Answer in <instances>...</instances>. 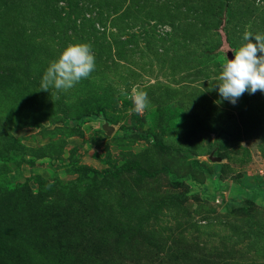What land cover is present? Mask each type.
<instances>
[{"label":"rangeland","instance_id":"rangeland-1","mask_svg":"<svg viewBox=\"0 0 264 264\" xmlns=\"http://www.w3.org/2000/svg\"><path fill=\"white\" fill-rule=\"evenodd\" d=\"M246 31L264 0H0V264H264V92L213 87Z\"/></svg>","mask_w":264,"mask_h":264},{"label":"clouds","instance_id":"clouds-1","mask_svg":"<svg viewBox=\"0 0 264 264\" xmlns=\"http://www.w3.org/2000/svg\"><path fill=\"white\" fill-rule=\"evenodd\" d=\"M243 40L246 43L232 50V59L222 60L219 82L213 85L219 96L232 104L245 91L249 94H254L257 90L264 92V34L246 31ZM258 52L260 55H257ZM95 66V55L90 44H70L43 72L41 90L49 91L54 88L58 92L67 91L87 78ZM121 95H126L123 89ZM127 95L132 101L133 111L139 113L148 107L147 93L143 90L134 87Z\"/></svg>","mask_w":264,"mask_h":264},{"label":"water","instance_id":"water-1","mask_svg":"<svg viewBox=\"0 0 264 264\" xmlns=\"http://www.w3.org/2000/svg\"><path fill=\"white\" fill-rule=\"evenodd\" d=\"M226 54H227V58H228V59H232V58L234 57V53H233L232 50L227 51Z\"/></svg>","mask_w":264,"mask_h":264}]
</instances>
